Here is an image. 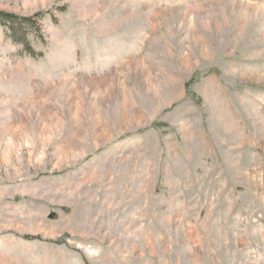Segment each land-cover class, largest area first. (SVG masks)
Returning <instances> with one entry per match:
<instances>
[{
	"label": "rangeland",
	"instance_id": "rangeland-1",
	"mask_svg": "<svg viewBox=\"0 0 264 264\" xmlns=\"http://www.w3.org/2000/svg\"><path fill=\"white\" fill-rule=\"evenodd\" d=\"M0 12V264H264V0Z\"/></svg>",
	"mask_w": 264,
	"mask_h": 264
},
{
	"label": "trees",
	"instance_id": "trees-1",
	"mask_svg": "<svg viewBox=\"0 0 264 264\" xmlns=\"http://www.w3.org/2000/svg\"><path fill=\"white\" fill-rule=\"evenodd\" d=\"M45 14H40V17H43ZM9 23H12V24H19L21 26H23L22 24H33V19H30V18H19L17 17L16 15H13V14H9V13H3V12H0V24L2 25H7ZM11 30L13 28H10ZM24 43V42H22ZM26 45V44H24ZM32 57H36L35 54H32Z\"/></svg>",
	"mask_w": 264,
	"mask_h": 264
}]
</instances>
